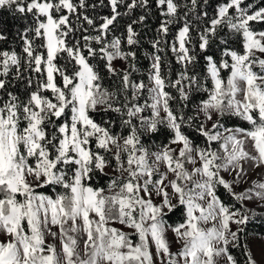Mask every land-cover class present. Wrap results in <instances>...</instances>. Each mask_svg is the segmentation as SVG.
<instances>
[{
	"label": "snow or ice",
	"instance_id": "obj_1",
	"mask_svg": "<svg viewBox=\"0 0 264 264\" xmlns=\"http://www.w3.org/2000/svg\"><path fill=\"white\" fill-rule=\"evenodd\" d=\"M252 169L264 178V4L0 0V264H238L247 205L264 204V182L235 190Z\"/></svg>",
	"mask_w": 264,
	"mask_h": 264
},
{
	"label": "trees",
	"instance_id": "obj_2",
	"mask_svg": "<svg viewBox=\"0 0 264 264\" xmlns=\"http://www.w3.org/2000/svg\"><path fill=\"white\" fill-rule=\"evenodd\" d=\"M93 0H89V3H92ZM95 2L98 3V0H95ZM255 3L258 6H260L261 4H264V0H246V3ZM105 3H107V0H105ZM210 3H212L213 5L216 3V0H210ZM210 14H211V9H208ZM108 13V8H100L97 7V9L95 10H91L89 12L90 15H104ZM137 15L139 13H136ZM5 16L8 15V13H4ZM127 18H125L126 20ZM122 24L124 23V21L121 22ZM147 23L149 24L148 28H145L142 30V45L139 49H137V55H138V64L137 66L140 68V73L138 74H134V78H144L146 81V77H147V68L149 65V60L147 58H145L144 56V52L148 51L151 52V46L148 44V40L154 38L155 36V29L156 27H158L159 25V18L156 15H153L152 18H150ZM139 27V26H138ZM178 28L177 26H173V30L172 33L175 32V30ZM123 29H118L116 34L119 35L120 32ZM172 33H170L168 39L171 40L172 38ZM235 47H239V43H238V38L236 40V42L234 43ZM161 55H164L163 53ZM168 58H171V53H168ZM201 64H203V61H201ZM172 67L173 70L179 68V65H177L175 63V60L172 59ZM163 71H167V66L165 65L163 67ZM198 71H201L202 73V69H198ZM226 75V74H225ZM173 78H175V71H173ZM147 82V81H146ZM110 83L109 81H106V84ZM209 86L210 82H209ZM20 91L22 92L23 89L21 88ZM173 94L175 95V92L173 91ZM203 96L206 98V94L204 93H198L194 102L198 103L200 97ZM99 115H103V113H100ZM113 117L115 114H112ZM226 126L228 127H236V126H240V127H245L247 128L248 125L246 122L240 121L237 118H232L226 121ZM194 139H196L197 143H202V138H197V137H193ZM155 143L160 144V143H166V139L164 136H159L158 138H155L154 140ZM106 181H107V177L104 180H100L99 178H97V180L95 181V183L99 186H106ZM38 191L43 192L46 195H51L53 197H55L57 192L62 191V189H60L59 187H56L54 190L52 188H48V189H38ZM221 196L223 199L225 200H229L230 198L227 196L226 193H224V191L221 189ZM249 208V207H248ZM256 215L249 221V223L247 224V226L245 227V231L243 234H241V240H240V247H233L231 248V252L232 254L236 257L238 264H246V253H245V249H244V245L246 244L249 250V246H248V238L252 235H256V236H264V213L261 212H256ZM171 215V214H170ZM180 217L178 215H172L171 219L168 220V223L170 224H175L180 222ZM135 238V237H133Z\"/></svg>",
	"mask_w": 264,
	"mask_h": 264
},
{
	"label": "rangeland",
	"instance_id": "obj_3",
	"mask_svg": "<svg viewBox=\"0 0 264 264\" xmlns=\"http://www.w3.org/2000/svg\"><path fill=\"white\" fill-rule=\"evenodd\" d=\"M118 66L123 67L122 63H118ZM211 124L209 123V127ZM248 147L250 148L251 145L249 144ZM225 177L229 180L232 179V177L228 174H224ZM261 181L264 182V178L261 176V170L260 169H252L249 171V174L247 177H245L244 181L242 183H239L236 186V191L237 192H242L245 191L247 188L253 185L254 182ZM247 207L252 209L253 211L256 212H261L264 213V204H261L260 202L252 203L249 202ZM114 227H117L119 229H122L125 232H131V229H128L126 226L120 225V224H114L112 225ZM209 227L211 225H208ZM55 230V229H53ZM233 230H235V226H233ZM168 239L172 244V250L176 251V249L180 246L179 243L177 242L174 234L169 231L167 233ZM7 239L6 236L3 234H0V240ZM136 239V238H133ZM46 243L48 244H55L57 247V250H60V242L59 240H53L52 237L48 236L46 237ZM248 246L249 250L254 254L255 259L258 261V264H264V236H256L252 235L248 238Z\"/></svg>",
	"mask_w": 264,
	"mask_h": 264
}]
</instances>
